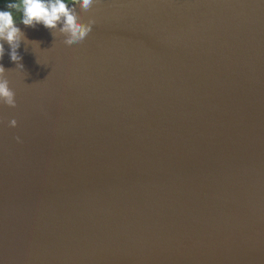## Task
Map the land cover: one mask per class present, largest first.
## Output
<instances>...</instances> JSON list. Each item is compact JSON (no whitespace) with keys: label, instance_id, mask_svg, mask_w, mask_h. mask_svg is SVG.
<instances>
[{"label":"water","instance_id":"obj_1","mask_svg":"<svg viewBox=\"0 0 264 264\" xmlns=\"http://www.w3.org/2000/svg\"><path fill=\"white\" fill-rule=\"evenodd\" d=\"M77 11L4 44L0 264H264V0Z\"/></svg>","mask_w":264,"mask_h":264},{"label":"clouds","instance_id":"obj_2","mask_svg":"<svg viewBox=\"0 0 264 264\" xmlns=\"http://www.w3.org/2000/svg\"><path fill=\"white\" fill-rule=\"evenodd\" d=\"M99 0H12L0 10V60L5 54L4 44L9 46L10 60L23 69L20 63L21 56L17 49L21 41H30L25 33L17 26V18L14 12L20 13L19 23L27 28H36L42 25L51 34L58 33L64 37L63 43L71 46L84 41L95 23L89 19L83 22L77 7L82 12H88ZM37 42V41H34ZM39 43V42H37ZM0 104L15 108V92L9 87V81L5 77V69L0 65ZM16 120L9 121L10 127L16 126Z\"/></svg>","mask_w":264,"mask_h":264},{"label":"flooded vegetation","instance_id":"obj_3","mask_svg":"<svg viewBox=\"0 0 264 264\" xmlns=\"http://www.w3.org/2000/svg\"><path fill=\"white\" fill-rule=\"evenodd\" d=\"M5 3H7V2H5V0H0V10L4 9V5H5ZM15 13L20 14L19 12H14V14H15ZM19 18H20V16L17 17V23H19Z\"/></svg>","mask_w":264,"mask_h":264},{"label":"rangeland","instance_id":"obj_4","mask_svg":"<svg viewBox=\"0 0 264 264\" xmlns=\"http://www.w3.org/2000/svg\"><path fill=\"white\" fill-rule=\"evenodd\" d=\"M5 2H12V0H5ZM68 2L71 3V0H68ZM14 15L16 16V18L20 16V14L18 13H15Z\"/></svg>","mask_w":264,"mask_h":264}]
</instances>
